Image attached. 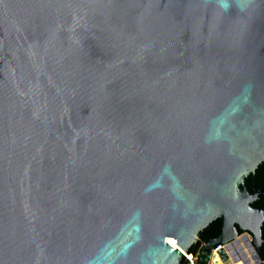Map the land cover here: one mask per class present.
Segmentation results:
<instances>
[{
  "label": "water",
  "instance_id": "water-1",
  "mask_svg": "<svg viewBox=\"0 0 264 264\" xmlns=\"http://www.w3.org/2000/svg\"><path fill=\"white\" fill-rule=\"evenodd\" d=\"M263 161L264 0H0V264H260Z\"/></svg>",
  "mask_w": 264,
  "mask_h": 264
},
{
  "label": "trees",
  "instance_id": "trees-1",
  "mask_svg": "<svg viewBox=\"0 0 264 264\" xmlns=\"http://www.w3.org/2000/svg\"><path fill=\"white\" fill-rule=\"evenodd\" d=\"M255 181L256 185L260 188H264V161L258 166L255 173H252L247 178V186L250 190H252L251 182ZM255 204L261 206L264 209V195H260L258 199L254 202ZM222 230V221L221 218H217L213 220L208 227H206L199 235V240L194 243L191 247V251H197L199 247L207 242L209 239L217 237ZM242 232V230H240ZM242 234V233H241ZM262 235L264 237V222L262 224ZM259 254L262 258V262L260 264H264V243H262L258 247ZM185 259L181 261L180 264H185Z\"/></svg>",
  "mask_w": 264,
  "mask_h": 264
},
{
  "label": "bare ground",
  "instance_id": "bare-ground-1",
  "mask_svg": "<svg viewBox=\"0 0 264 264\" xmlns=\"http://www.w3.org/2000/svg\"><path fill=\"white\" fill-rule=\"evenodd\" d=\"M252 235V237H251ZM254 238V235L252 232H250L249 230L244 231L243 234H239V236L237 237V239L235 241H233L229 246H228V253L230 255V253H234L236 252L235 255L231 256L232 260L236 261V259L240 256H236L238 253L243 254L245 257L243 258L245 262H249V263H245V264H255L257 257L256 255H254V249L252 248V240ZM240 242H243L245 244V246L248 247H243L244 245L240 244ZM223 248L219 249V252L222 253ZM185 252V251H184ZM250 252V253H249ZM239 255V254H238ZM252 259H254V262L252 261ZM221 258L219 257L217 260V263H220ZM251 260V261H250ZM212 264V263H211Z\"/></svg>",
  "mask_w": 264,
  "mask_h": 264
},
{
  "label": "built area",
  "instance_id": "built-area-1",
  "mask_svg": "<svg viewBox=\"0 0 264 264\" xmlns=\"http://www.w3.org/2000/svg\"><path fill=\"white\" fill-rule=\"evenodd\" d=\"M205 245L206 242H204L197 251H191L189 249V251L184 252L183 259H185L186 262L185 264H201V260H202L201 254ZM220 248H224V251L222 253H219ZM215 255H218L221 258L220 264H235V261H233L232 258L230 257L224 244H218L213 248V252L210 254L208 264H211L214 261Z\"/></svg>",
  "mask_w": 264,
  "mask_h": 264
},
{
  "label": "rangeland",
  "instance_id": "rangeland-1",
  "mask_svg": "<svg viewBox=\"0 0 264 264\" xmlns=\"http://www.w3.org/2000/svg\"><path fill=\"white\" fill-rule=\"evenodd\" d=\"M251 237H252V235H251ZM240 244H242V245H244L243 247H248V246H245V244L243 243V242H240ZM220 253V252H219ZM250 253V252H249ZM236 254V252H232V253H230V257L231 256H233V255H235ZM239 254V255H238ZM236 256H240V257H238L237 259H236V261H235V264H245V263H249V262H245L244 261V255L243 254H241V253H238ZM215 257V259H214V261L212 262V264H220V263H217V260H218V258H219V256L218 255H215L214 256ZM251 261V260H250ZM252 261L254 262V259H252ZM220 262H221V260H220Z\"/></svg>",
  "mask_w": 264,
  "mask_h": 264
},
{
  "label": "flooded vegetation",
  "instance_id": "flooded-vegetation-1",
  "mask_svg": "<svg viewBox=\"0 0 264 264\" xmlns=\"http://www.w3.org/2000/svg\"><path fill=\"white\" fill-rule=\"evenodd\" d=\"M248 177H249V176H248ZM248 177H247V178H248ZM247 178H246V181H247ZM246 184H247V183H246ZM251 185H252V189H253L254 185L257 186L255 181H252V182H251ZM257 187H258V186H257ZM259 188H260V187H259ZM261 195H263V194H261ZM259 196H260V195H259ZM257 199H258V198H257ZM257 199H256V200H257ZM241 233L243 234L244 231H242ZM241 233H240V234H241Z\"/></svg>",
  "mask_w": 264,
  "mask_h": 264
}]
</instances>
